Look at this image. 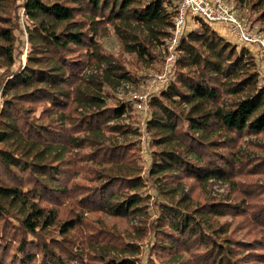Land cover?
Instances as JSON below:
<instances>
[{"label":"trees","instance_id":"1","mask_svg":"<svg viewBox=\"0 0 264 264\" xmlns=\"http://www.w3.org/2000/svg\"><path fill=\"white\" fill-rule=\"evenodd\" d=\"M177 7L0 0V264H264V77L246 46L199 20L149 99L147 167L119 141L141 134L107 99L137 80L124 55L156 62Z\"/></svg>","mask_w":264,"mask_h":264},{"label":"rangeland","instance_id":"2","mask_svg":"<svg viewBox=\"0 0 264 264\" xmlns=\"http://www.w3.org/2000/svg\"><path fill=\"white\" fill-rule=\"evenodd\" d=\"M230 1L236 3V5L239 6V11L242 12L243 18L250 22L253 29L264 35V18H261V15L264 11V1L262 0V3L260 5H257V0ZM253 3L256 4L255 7H253ZM18 13L20 23L22 24L21 26L23 27L24 19L22 17V10L18 9ZM200 25V21H197L195 20V18L188 15L185 32H188L192 28H197ZM212 28L218 31V33H220L221 35L225 36L226 39L231 43L240 45V43L236 42V40L228 34L226 27H224L223 25L215 23L213 24ZM15 32L18 38H20L21 36L19 31L16 30ZM151 43L154 52L159 55L156 62L151 63L149 61L138 60L133 55H124L123 59L127 63V69L135 75L137 80L134 82H122L119 86L109 90V95L107 96L108 102L113 105L119 104L131 107V109H129V112L124 115L120 122L125 125L137 127L140 130L141 134L138 135L129 133L127 135H120L118 137L119 141L125 139L128 142L130 141L136 143L135 146L138 147L139 150L137 151V160L141 163V165H143V168L147 167L151 159V151L156 150L155 147L151 146L149 135L145 132L144 129L145 120L148 117L147 113L149 110V99L153 94L159 93L162 85H164V83L169 80L177 55L176 49L175 60L172 62V64L166 65V45L163 47L161 45H158L156 41H152ZM103 46L107 51H112L115 54L118 53V42L114 36H109L103 39ZM240 46H243V44H241ZM244 46H246L247 49L255 55V58L258 61L261 75L264 77V56L261 55L256 46ZM27 48L28 45L25 42L23 47L21 48V51L20 46H18V48L16 49L15 53L17 55V61L14 64L13 69H16L20 63L21 65L25 64L26 54L28 52ZM252 138L256 139L255 137ZM261 141H264V138L261 139ZM86 152H89V150H86ZM65 172H67V170H65ZM223 192L224 187L219 185H214L210 191L212 195L214 193L220 194ZM149 193H152V190H149ZM149 203H151V201ZM88 218V224L92 227V229L94 225L92 222H94V220L102 221L103 225L101 227H105L106 229L115 227L118 231L121 232L126 230L128 225L124 224L120 220H112L98 214H91ZM131 224L135 225V222H130V225ZM142 244L144 243H140L141 247L143 246ZM144 247H142L144 250L143 255H145L146 253V248ZM141 258L142 260H144L145 256H141Z\"/></svg>","mask_w":264,"mask_h":264},{"label":"built area","instance_id":"3","mask_svg":"<svg viewBox=\"0 0 264 264\" xmlns=\"http://www.w3.org/2000/svg\"><path fill=\"white\" fill-rule=\"evenodd\" d=\"M177 13L173 21L171 36L166 44V65L175 60L179 40L185 32L187 16L204 21L213 26L219 23L226 27L228 34L236 42L256 46L264 56V35L254 30L250 22L241 16L236 4L230 0H177ZM162 79V78H161Z\"/></svg>","mask_w":264,"mask_h":264}]
</instances>
